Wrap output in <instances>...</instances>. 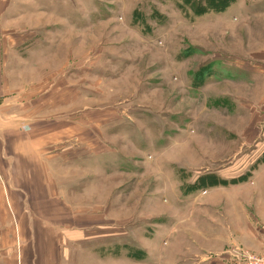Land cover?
Here are the masks:
<instances>
[{"label": "rangeland", "instance_id": "1", "mask_svg": "<svg viewBox=\"0 0 264 264\" xmlns=\"http://www.w3.org/2000/svg\"><path fill=\"white\" fill-rule=\"evenodd\" d=\"M211 1L29 0L9 14L0 264L262 253L264 0Z\"/></svg>", "mask_w": 264, "mask_h": 264}, {"label": "crops", "instance_id": "2", "mask_svg": "<svg viewBox=\"0 0 264 264\" xmlns=\"http://www.w3.org/2000/svg\"><path fill=\"white\" fill-rule=\"evenodd\" d=\"M27 3H29V0H0V73L2 72L1 59L3 58L4 52H6V48H5L4 44L11 43L12 41H14L13 38H8L9 37L8 35H11V34H8L9 30H8V24H7L8 22L10 23V21L8 20L9 14L13 11L20 10L22 8V6L26 5ZM10 37H12V36H10ZM262 202L263 203H262L261 209L264 211V200ZM261 215H263V214H261ZM259 217H261V216H259ZM262 217L264 218V215ZM244 218H246V216H244ZM211 261H214V262H211L208 264H228V263L230 264V259L227 256H224V259L223 258L222 259H215V260H211ZM196 264H201V263H196ZM203 264H207V263H203Z\"/></svg>", "mask_w": 264, "mask_h": 264}, {"label": "trees", "instance_id": "3", "mask_svg": "<svg viewBox=\"0 0 264 264\" xmlns=\"http://www.w3.org/2000/svg\"><path fill=\"white\" fill-rule=\"evenodd\" d=\"M227 3L228 2H223V3H220L219 5H220V8H223L224 6H226L227 5ZM216 3H214V2H210V0H205V3L204 4H199V3H197V4H192V5H194V7H199V8H201V11L203 12V11H205V9H207V8H216V5H215ZM214 8V9H215ZM202 75L201 74H196V76H195V79L196 80H198V79H200V77H201ZM198 84V83H197ZM242 180L243 179H245V176H243L242 178H241ZM219 181V180H218ZM220 181H223V180H220ZM224 182V181H223ZM217 183H219V182H217ZM216 183V181H213V183L212 184H217ZM225 183V182H224Z\"/></svg>", "mask_w": 264, "mask_h": 264}, {"label": "built area", "instance_id": "4", "mask_svg": "<svg viewBox=\"0 0 264 264\" xmlns=\"http://www.w3.org/2000/svg\"><path fill=\"white\" fill-rule=\"evenodd\" d=\"M244 264H264V249L260 255L247 254Z\"/></svg>", "mask_w": 264, "mask_h": 264}]
</instances>
